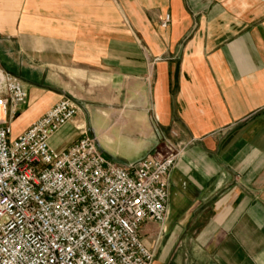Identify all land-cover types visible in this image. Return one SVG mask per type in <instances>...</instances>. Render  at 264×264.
I'll return each mask as SVG.
<instances>
[{
	"label": "crops",
	"instance_id": "crops-1",
	"mask_svg": "<svg viewBox=\"0 0 264 264\" xmlns=\"http://www.w3.org/2000/svg\"><path fill=\"white\" fill-rule=\"evenodd\" d=\"M0 65L29 94L13 138L68 95L113 162L178 145L153 264H264V0H0Z\"/></svg>",
	"mask_w": 264,
	"mask_h": 264
},
{
	"label": "built area",
	"instance_id": "built-area-1",
	"mask_svg": "<svg viewBox=\"0 0 264 264\" xmlns=\"http://www.w3.org/2000/svg\"><path fill=\"white\" fill-rule=\"evenodd\" d=\"M28 97L0 65V264H153L140 231L167 220L178 145L125 165L83 130L57 152L51 139L81 111L70 98L13 138Z\"/></svg>",
	"mask_w": 264,
	"mask_h": 264
},
{
	"label": "rangeland",
	"instance_id": "rangeland-1",
	"mask_svg": "<svg viewBox=\"0 0 264 264\" xmlns=\"http://www.w3.org/2000/svg\"><path fill=\"white\" fill-rule=\"evenodd\" d=\"M22 80V79H21ZM64 98H70V99H72V100H74L79 106H80V108H81V111H80V113H79V115H78V117H80L81 119H82V123H79L78 124V136H77V141L81 138V135H79L80 134V132L81 131H83V130H85V131H87L88 132V134H90L91 135V131L89 130V128L88 127H86L85 126V124H84V122H83V120H84V116H85V103H84V98L85 97H83V96H68V95H63L62 96V99H64ZM77 120V119H76ZM103 141H101L100 140V143L101 144H103L102 143ZM128 162H130V161H128ZM196 258V257H195ZM187 260V259H186Z\"/></svg>",
	"mask_w": 264,
	"mask_h": 264
}]
</instances>
